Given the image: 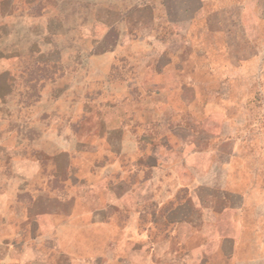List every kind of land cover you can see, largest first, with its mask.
<instances>
[{
  "label": "crops",
  "instance_id": "crops-1",
  "mask_svg": "<svg viewBox=\"0 0 264 264\" xmlns=\"http://www.w3.org/2000/svg\"><path fill=\"white\" fill-rule=\"evenodd\" d=\"M263 3L0 0V264H264V143L167 103L184 36L217 11L263 34ZM74 46L76 72L39 78Z\"/></svg>",
  "mask_w": 264,
  "mask_h": 264
},
{
  "label": "rangeland",
  "instance_id": "rangeland-1",
  "mask_svg": "<svg viewBox=\"0 0 264 264\" xmlns=\"http://www.w3.org/2000/svg\"><path fill=\"white\" fill-rule=\"evenodd\" d=\"M71 6V2L58 1L55 10ZM262 8L264 11V3ZM215 13L208 33L184 36L188 49L182 55L187 58L178 61L176 71L178 100L168 97L167 103L177 107L178 123H186L187 117H191L194 123L199 124L202 129H195L196 133L200 131L218 137L222 134L240 138L245 136L253 142L257 138L264 143V33H242L236 19L227 17L225 12ZM253 27L248 29L252 31ZM157 33L155 37L159 47L178 46V40L175 44L170 39L173 36H166L162 29ZM191 46L194 47L192 51ZM45 52L41 54L50 57L48 60L40 59V65L36 67L40 79L58 76L62 71V66L52 64V61L59 60L69 71H77L76 64L80 56L75 46L70 49L56 48L49 51L48 55ZM140 59L143 60L142 52ZM25 72L34 75L35 67H27ZM165 84L169 88L170 83ZM26 100L30 101L29 97ZM223 121L229 123V132L221 128ZM262 149L264 151V146Z\"/></svg>",
  "mask_w": 264,
  "mask_h": 264
}]
</instances>
